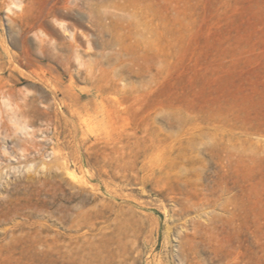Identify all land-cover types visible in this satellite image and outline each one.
I'll return each mask as SVG.
<instances>
[{"label":"rangeland","instance_id":"1","mask_svg":"<svg viewBox=\"0 0 264 264\" xmlns=\"http://www.w3.org/2000/svg\"><path fill=\"white\" fill-rule=\"evenodd\" d=\"M56 18L86 35L70 73L41 55ZM122 45L150 69L103 58ZM111 80L123 91L100 95ZM0 86V264H264V0H0ZM150 134L237 137L246 162L227 175L201 154L190 176L210 201L182 218L124 167Z\"/></svg>","mask_w":264,"mask_h":264},{"label":"bare ground","instance_id":"2","mask_svg":"<svg viewBox=\"0 0 264 264\" xmlns=\"http://www.w3.org/2000/svg\"><path fill=\"white\" fill-rule=\"evenodd\" d=\"M118 7L120 9H123L121 8V6H118ZM127 7H129V5ZM66 9L68 8L66 7ZM61 15L64 18H72L71 12L70 13L65 12V13H62ZM51 16L52 15L50 12L47 13L45 15V22ZM79 18L81 17L79 16L78 19ZM54 22L60 28L61 33L60 31H58L56 26L50 25L47 23L45 29L41 31L42 36L39 37V39H41V42H42L41 47L39 46L41 50V55L45 56L46 58H48V56H53L55 61L59 65H62V67L65 69L64 71L70 73L72 71L71 70L72 63L70 59L63 58V56H70L68 55V52H72L75 56H77L79 60L80 56H82V49H81L82 47H81L79 40L82 41L81 37L84 38V36L86 37V35L82 33L81 31H78V32L72 31L70 29V26L66 22H63L60 20L58 21L57 18ZM113 24H114L113 26H115L114 22ZM128 28H129V32L133 33L134 26L129 25ZM62 33L63 35L69 36L70 40L62 41L60 43L49 40L47 43L45 38L49 37L50 35L62 37ZM129 36L130 34H128V37ZM87 44H88V49H91L90 41H88ZM120 47L121 49L116 54L102 55V56L103 58L106 59V61L109 64H111L112 62L114 64H117L116 68L120 66L119 71H121V73L133 74V75L139 76L142 74V72L145 69L146 70L150 69V64L147 63L146 56H132L131 59L126 60L124 58V54L128 48L125 45H122ZM78 73L80 75L84 74L85 75L84 80L86 81L93 80V75L90 71L85 72V73L82 71H79ZM71 77L74 78V75L71 74ZM1 88L2 87L0 86V90ZM112 90L116 92L123 91L117 87L116 82H114L113 80L108 82L106 85H103V84L98 85V92L100 93V95L102 94L101 92L103 91L108 92ZM9 97L10 96H8V98ZM6 98L3 100H6ZM76 98L82 99L83 96L79 95V96H76ZM12 111L14 110L12 109ZM22 115H24V112ZM11 118L13 119V121L17 120V116L15 114ZM195 126L196 127L193 128L195 130L200 128V127H197V125ZM28 128L29 127H27L26 125V126H23L21 130L22 131L27 130ZM141 130L144 132H148L149 128L147 127V125H144L143 129L141 128ZM134 135L137 136L136 134ZM198 144H200L201 148L196 147L198 146ZM133 146H134V149H132L133 155L131 154L132 156L129 159V161L124 160L125 169L129 168L130 171L136 174L137 176L136 181L138 182V184L141 185V187H143L144 190H146L147 187L151 186L153 190H155L157 196L164 198V199H170L175 204L179 205L180 209L176 213L178 215H181L182 218L185 215H188L191 212H193L195 209H199L206 202L210 201V199L206 195L203 198L200 197V193H198L199 191L197 189L198 185L192 181L191 176H190L196 164L198 163L201 164L205 162L204 158L200 157L201 154H205V156L208 157L207 161L210 163L209 164L210 166H207L208 170L211 167L214 168V167L219 166L223 170H226V173H227L228 170H231L232 168H235V167L238 170L242 169L246 162L244 141L237 137L225 136V135H222V136L219 135V136H215L211 138L208 137L206 139L205 137L197 138L194 135L187 137V138L185 137L161 138L159 135H157V137H153L152 134H150L149 136H144L143 139L138 138L136 142H134ZM149 152H152L154 156L152 155L153 157H149ZM141 157L144 158L142 161H140ZM139 163H141L140 166H138ZM64 166H66L65 163H64ZM181 167L185 168L186 172L183 174H178L176 170ZM174 185L177 186V189H175ZM242 191H243L242 186H240L239 192L242 193ZM176 194H179L180 197L177 198ZM236 196H240V195H236ZM2 204L3 202H1L0 200V206ZM236 204L238 205V203ZM238 206H239L238 209L242 210L241 204H239ZM164 211L166 212V207H164ZM214 219L215 218H212V225L216 223ZM215 226L216 225H213L212 229ZM199 227L200 226H198L196 222H193L194 232L192 234L185 232L181 236L180 245L184 248H186V246L188 245L189 248H186V250L189 252H190L191 246L193 245L192 244L193 239L197 238ZM214 234L215 233H212V246H213V241L215 238ZM190 257L191 256L189 253L183 256L184 260H187V261L190 260Z\"/></svg>","mask_w":264,"mask_h":264}]
</instances>
